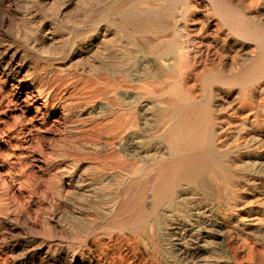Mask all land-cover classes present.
Listing matches in <instances>:
<instances>
[{
  "label": "bare ground",
  "instance_id": "bare-ground-1",
  "mask_svg": "<svg viewBox=\"0 0 264 264\" xmlns=\"http://www.w3.org/2000/svg\"><path fill=\"white\" fill-rule=\"evenodd\" d=\"M17 1L0 264H264V0Z\"/></svg>",
  "mask_w": 264,
  "mask_h": 264
},
{
  "label": "rangeland",
  "instance_id": "rangeland-1",
  "mask_svg": "<svg viewBox=\"0 0 264 264\" xmlns=\"http://www.w3.org/2000/svg\"><path fill=\"white\" fill-rule=\"evenodd\" d=\"M22 1V0H21ZM20 1V3L21 4H23L22 2ZM35 2V6L38 8V9H42L41 7H40V5H42V4H40L41 2V0H34ZM66 2H68L67 0H66ZM66 2H64V3H66ZM18 5V6H17ZM17 7H16V9H12V10H8L7 9V12L8 11H10V12H8L7 14H6V11L4 12L3 11V13H4V15H5V17H8V20H9V23L8 24H10L9 26L8 25H5L4 24V22H3V25H4V27L3 26H1V28H0V46L5 42V40H6V38H7V36L8 35H13V36H20V34H22V27H21V25H20V14L18 15V13H16V12H19L20 11V8H19V1H17ZM71 6H73L72 4L69 6V7H66V9H68V8H70L69 9V11L67 12V13H70V11H71V13H72V10H73V7H71ZM71 8H72V10H71ZM2 11V10H1ZM14 12V13H13ZM1 12H0V21L2 20V16H4ZM7 15V16H6ZM9 15V16H8ZM10 19H11V21H10ZM4 28V29H3ZM3 40V41H2ZM122 41H123V38H122ZM125 47H127L126 49H129V50H133V48L131 47H128L127 46V44H125ZM48 48V47H47ZM117 51V52H116ZM113 53H116L117 55H119L120 56V54H121V52H119V50H114V52ZM29 59V60H28ZM137 59H138V62H137ZM140 59V60H139ZM28 60V61H27ZM140 61H142V59H141V56L140 55H137V57H136V62H137V65L138 64H140ZM26 62H27V64L29 65V64H31V63H33L34 64V71H35V73H38V72H40V69H41V67H42V63L43 62H41V60L38 58H32L31 56H29L27 59H26ZM32 65V64H31ZM136 65V66H137ZM128 66V65H127ZM126 65H123V66H120V68H123V69H129L130 67H131V65H129L128 67H127ZM127 67V68H126ZM130 69H132V67L130 68ZM5 90V91H4ZM4 92H6V91H9V86L8 85H6V86H4ZM43 129V131L41 132V134H42V136H43V139L44 140H42V142H43V144H47V141L50 139V138H48L49 136L51 137L52 135L51 134H53V132L55 131V129H56V124H55V126H52L50 129H48V128H46V127H43L42 128ZM52 132V133H51ZM48 138V139H47ZM37 157V156H36Z\"/></svg>",
  "mask_w": 264,
  "mask_h": 264
}]
</instances>
